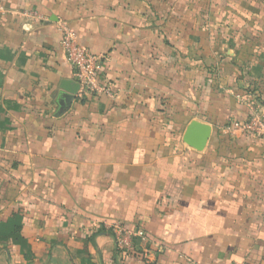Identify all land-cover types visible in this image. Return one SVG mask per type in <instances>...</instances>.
<instances>
[{
    "label": "crops",
    "instance_id": "obj_1",
    "mask_svg": "<svg viewBox=\"0 0 264 264\" xmlns=\"http://www.w3.org/2000/svg\"><path fill=\"white\" fill-rule=\"evenodd\" d=\"M61 23L113 99L80 93ZM254 109L264 0H0V264H264Z\"/></svg>",
    "mask_w": 264,
    "mask_h": 264
},
{
    "label": "built area",
    "instance_id": "obj_2",
    "mask_svg": "<svg viewBox=\"0 0 264 264\" xmlns=\"http://www.w3.org/2000/svg\"><path fill=\"white\" fill-rule=\"evenodd\" d=\"M59 31L61 33L62 52L67 63L73 68L80 93L113 99L115 93L112 88L102 85L99 81L104 58L92 54L84 47L65 23L59 24ZM250 95L259 100L257 92L250 93ZM236 129L249 136L264 139V116L254 109L249 120L243 125H238ZM109 230L113 233L116 247L120 252L131 250L133 239L136 235L138 236L137 232L119 224L109 226Z\"/></svg>",
    "mask_w": 264,
    "mask_h": 264
},
{
    "label": "water",
    "instance_id": "obj_3",
    "mask_svg": "<svg viewBox=\"0 0 264 264\" xmlns=\"http://www.w3.org/2000/svg\"><path fill=\"white\" fill-rule=\"evenodd\" d=\"M76 87L79 88V85H77ZM68 93L69 94H62L59 100V104L61 107L60 114L67 110L75 99V92ZM210 136L211 128L209 126L200 124L198 122H193L187 128V131L185 132V135L183 137V141L189 147L197 151H202L207 145Z\"/></svg>",
    "mask_w": 264,
    "mask_h": 264
},
{
    "label": "trees",
    "instance_id": "obj_4",
    "mask_svg": "<svg viewBox=\"0 0 264 264\" xmlns=\"http://www.w3.org/2000/svg\"><path fill=\"white\" fill-rule=\"evenodd\" d=\"M249 90H251V88H249ZM253 90H254V89H253ZM251 91H252V90H251ZM251 91H250V92H251ZM250 92H248V93H250ZM252 92H253V91H252ZM252 92H251V93H252ZM252 137H253V136H252Z\"/></svg>",
    "mask_w": 264,
    "mask_h": 264
}]
</instances>
